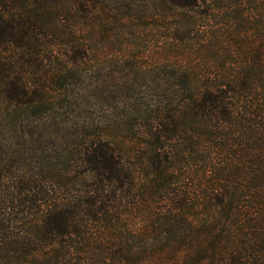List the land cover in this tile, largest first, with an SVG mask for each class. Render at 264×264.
Masks as SVG:
<instances>
[{
    "label": "trees",
    "instance_id": "obj_1",
    "mask_svg": "<svg viewBox=\"0 0 264 264\" xmlns=\"http://www.w3.org/2000/svg\"><path fill=\"white\" fill-rule=\"evenodd\" d=\"M92 1L0 0L9 102L82 81ZM141 1L168 13L167 74L127 135L57 148L36 233L19 252L0 239V264H264V0ZM58 44L65 59L45 66Z\"/></svg>",
    "mask_w": 264,
    "mask_h": 264
},
{
    "label": "rangeland",
    "instance_id": "obj_2",
    "mask_svg": "<svg viewBox=\"0 0 264 264\" xmlns=\"http://www.w3.org/2000/svg\"><path fill=\"white\" fill-rule=\"evenodd\" d=\"M89 10L91 16L77 26L89 49L81 60L78 85L53 89L43 106L14 105L0 87V239L12 240L10 249L16 252L15 241L36 233L26 220L39 225L43 206L35 199L57 179L58 170L51 166L57 148L94 136L127 135L141 93L149 91L147 81L165 76L174 59L165 54L166 11L141 0H96ZM66 48L55 45L44 65L62 62Z\"/></svg>",
    "mask_w": 264,
    "mask_h": 264
}]
</instances>
